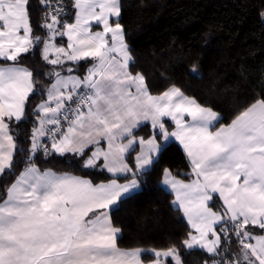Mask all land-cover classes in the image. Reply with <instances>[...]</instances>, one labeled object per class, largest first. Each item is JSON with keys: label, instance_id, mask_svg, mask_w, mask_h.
<instances>
[{"label": "snow or ice", "instance_id": "1", "mask_svg": "<svg viewBox=\"0 0 264 264\" xmlns=\"http://www.w3.org/2000/svg\"><path fill=\"white\" fill-rule=\"evenodd\" d=\"M124 10V0H0V264H185L182 250L200 264H264V93L227 123L175 83L153 94L133 71ZM188 71L199 77L197 64ZM170 142L190 171L159 174L186 230L162 249L121 248L112 213ZM52 158L85 175L42 169Z\"/></svg>", "mask_w": 264, "mask_h": 264}, {"label": "trees", "instance_id": "2", "mask_svg": "<svg viewBox=\"0 0 264 264\" xmlns=\"http://www.w3.org/2000/svg\"><path fill=\"white\" fill-rule=\"evenodd\" d=\"M122 23L134 58L133 71L142 72L156 94L169 86L181 87L188 95L210 104L227 123L253 97L264 93V0H124ZM30 56L25 63L35 60ZM197 64L199 77L188 71ZM87 65L81 62L77 73ZM39 98H34L37 103ZM31 124L16 131L21 140ZM150 126L137 135L145 136ZM58 173L85 175L76 165L60 158L42 163ZM170 167L178 178L190 171L182 150L170 142L160 162L141 177L140 190L126 198L112 213L122 228L121 248H165L186 230V219L171 205L173 196L162 183L159 170ZM99 181L102 176L87 175ZM147 258V257H146ZM185 264H200L199 252L185 254ZM168 264H174L169 261Z\"/></svg>", "mask_w": 264, "mask_h": 264}, {"label": "crops", "instance_id": "3", "mask_svg": "<svg viewBox=\"0 0 264 264\" xmlns=\"http://www.w3.org/2000/svg\"><path fill=\"white\" fill-rule=\"evenodd\" d=\"M65 43H66V40H65ZM79 75V74H78ZM150 126V125H149ZM171 127H173V125L171 124V122H169V128H170V130H171ZM140 136V135H139ZM73 174V173H72ZM74 175H76V174H74ZM87 178V177H86ZM181 179V178H180ZM121 182H123V181H121ZM166 190H168V188H166L165 186H163ZM169 191V190H168ZM169 261H171V258H165V262H166V264H168V262ZM174 263V262H173Z\"/></svg>", "mask_w": 264, "mask_h": 264}]
</instances>
